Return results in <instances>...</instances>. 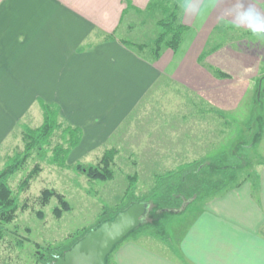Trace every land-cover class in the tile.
<instances>
[{
  "label": "crops",
  "instance_id": "1",
  "mask_svg": "<svg viewBox=\"0 0 264 264\" xmlns=\"http://www.w3.org/2000/svg\"><path fill=\"white\" fill-rule=\"evenodd\" d=\"M152 1L0 0V151L23 137V125L34 128L25 122L27 115L43 123L41 101L59 106L62 119L82 130L72 161L99 152L114 138L117 143L121 127L163 78L160 64L129 45L145 44L133 37ZM188 1L180 14L192 37L181 43L185 55L203 50L212 33L221 35L226 48L258 39L245 28L223 26L237 15L238 0ZM241 2L264 11V0ZM245 32L244 38L233 37ZM258 41L264 49V39ZM185 55L184 63L196 59L201 68L199 54ZM206 64L223 66L214 55ZM208 78L214 91L215 77ZM200 202L178 214L174 234L165 239L122 243L112 264H264V165L254 183Z\"/></svg>",
  "mask_w": 264,
  "mask_h": 264
},
{
  "label": "rangeland",
  "instance_id": "2",
  "mask_svg": "<svg viewBox=\"0 0 264 264\" xmlns=\"http://www.w3.org/2000/svg\"><path fill=\"white\" fill-rule=\"evenodd\" d=\"M163 1L168 3L170 9H177L178 23L182 24L183 17L180 14L188 0H185V4L184 0H153L151 4ZM150 5L145 15L139 18L140 27L133 38L144 42L143 45H147L144 54L155 64H160L162 81L121 127L116 136L117 143L114 138L99 152L90 154L86 159L72 161L73 152L80 143L68 154L67 164L70 168L62 169L50 165L48 161L54 145L60 142L62 130L46 152L35 151L24 167L10 178V185L19 198L21 209L13 222L0 226L4 235L0 241V264H46L42 257H49V249L71 243L76 236L98 224L105 208L119 206L127 201L125 196L132 177H137L138 181L136 197L143 198L154 189L158 177L171 174L182 164L193 163L189 160L192 157L199 160L194 163L206 164L218 170L223 185L233 175L236 177L233 178L235 183L232 186L238 185L236 187H240L243 182L254 183L257 180V173L264 165L262 44L256 39L254 43H229L226 48L221 35L212 33L203 50H186L185 55L184 46L175 52L163 45L159 57H156V42L166 32L159 23L169 19V13H165L166 9L162 8L152 9ZM245 33L233 37L244 38L249 34ZM191 38V33L185 32L181 43L184 40L191 42ZM169 40L170 36L167 37ZM207 50H215L209 56H216L223 64L213 65L215 71L225 73L228 77L222 78L210 69L211 65L206 64L208 57L203 62L197 59L201 66L197 68L195 58ZM172 54L176 56H173L174 59L166 58L168 61L165 65L160 63L161 58ZM183 55L195 60L184 63ZM209 74L215 77L214 91L209 86ZM209 98L210 101L207 100ZM25 122L34 128L42 125V120L35 121L31 115H27ZM24 148L23 138L18 136L13 144L1 150L0 170L5 167L8 158L22 152ZM107 148L118 151L112 168L113 180H91L85 172L77 171L78 163L85 169L98 165ZM37 166L40 172L29 187L21 192L22 182ZM205 175L218 177L211 170H206ZM45 189H52L65 198L69 209L63 211L62 216L58 217L55 213L57 207L64 209L56 197L43 205L42 193ZM203 199L195 203H201ZM180 217L170 215L158 228L152 224L154 220L146 219L150 226L143 227L134 239H165L168 234H174Z\"/></svg>",
  "mask_w": 264,
  "mask_h": 264
},
{
  "label": "trees",
  "instance_id": "3",
  "mask_svg": "<svg viewBox=\"0 0 264 264\" xmlns=\"http://www.w3.org/2000/svg\"><path fill=\"white\" fill-rule=\"evenodd\" d=\"M150 8L166 9L165 13H169V19L161 20L159 25L165 27L166 32L156 42V48L154 54L159 57L162 46L166 45L173 51H177L181 45V41L184 33L187 31V27L178 23V17L176 15L177 9H170L167 2L152 3ZM170 40L167 41V37ZM131 47H135L138 50L144 51L147 45H138L129 43ZM215 50H207L202 53L200 62H203L206 57L212 54ZM210 69H215L210 66ZM216 74L222 78L228 77L227 74L215 71ZM41 109L43 111V123L37 128L23 125L21 127V133L23 135V141L25 148L22 152H17L14 156L8 158L5 167L0 170V226L10 224L17 216L18 211L21 209V203L17 195L10 185V178L19 172L28 160L33 156L35 151L46 152L49 146L53 144V139L58 135V132L62 131L60 142L58 141L53 149L52 155L48 161L50 165L67 169L70 166L67 164L68 154L81 143L82 130L75 128L67 124L61 117L60 107L54 104H46L41 101ZM213 111V110H211ZM217 112V111H216ZM219 113V112H217ZM118 155L116 149H107L102 156L100 162L96 166H91L85 169L81 164H77V171L85 172L91 180L111 181L114 178L113 165L115 163V157ZM196 162V161H194ZM188 163L179 167L178 170L171 172L166 176H160L157 178V183L154 189L145 197H136L135 188L137 185V177L131 178V185L127 189L125 198L127 201L119 206L107 207L101 213L100 220L95 227H92L85 232L79 234L71 243L63 245L57 249H49V257L42 259L49 264L55 261L58 257H63L79 240H81L89 231L98 227L101 223L107 220L113 219L119 212L125 210L130 205L136 202H147L151 205L149 215L147 219L154 220L152 223L155 228H158L164 219H167L170 215L184 214L188 207L199 201L202 198L209 196H216L226 189L235 188L232 186L235 183V179L231 178L225 185H223L222 178L218 175V170L212 169L211 166H206L202 163ZM206 170L208 172L213 171L217 173V178L207 177L205 175ZM40 167L37 166L35 170H32L28 176L24 179L20 186V191H24L30 185V182L38 175ZM215 174V173H211ZM229 174V173H228ZM236 177V176H235ZM244 183V182H243ZM241 183V184H243ZM232 186V187H231ZM56 197L61 205L64 207H57L55 213L58 217L62 216V212L69 209V206L59 193L52 189H45L42 193V203L47 205L50 199ZM146 225L150 226L148 221H145L144 225L127 237L122 243L127 240L133 239L135 235L141 232L142 228ZM152 226V225H151ZM3 230L0 228V241L3 239ZM120 243L114 251L122 244ZM107 264H112V255L109 257Z\"/></svg>",
  "mask_w": 264,
  "mask_h": 264
},
{
  "label": "water",
  "instance_id": "4",
  "mask_svg": "<svg viewBox=\"0 0 264 264\" xmlns=\"http://www.w3.org/2000/svg\"><path fill=\"white\" fill-rule=\"evenodd\" d=\"M151 205L136 202L89 231L52 264H107L114 249L144 225Z\"/></svg>",
  "mask_w": 264,
  "mask_h": 264
},
{
  "label": "clouds",
  "instance_id": "5",
  "mask_svg": "<svg viewBox=\"0 0 264 264\" xmlns=\"http://www.w3.org/2000/svg\"><path fill=\"white\" fill-rule=\"evenodd\" d=\"M238 4L237 15L230 22L224 23L223 26L236 29L245 28L252 37L264 39V11L258 10L251 4L245 5L241 0H238Z\"/></svg>",
  "mask_w": 264,
  "mask_h": 264
}]
</instances>
